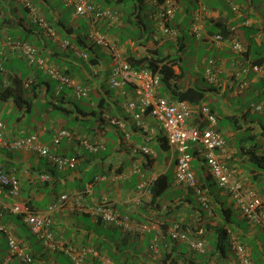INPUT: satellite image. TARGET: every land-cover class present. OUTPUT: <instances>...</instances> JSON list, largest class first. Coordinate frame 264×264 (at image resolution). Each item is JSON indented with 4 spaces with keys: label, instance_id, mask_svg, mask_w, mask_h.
<instances>
[{
    "label": "crops",
    "instance_id": "1",
    "mask_svg": "<svg viewBox=\"0 0 264 264\" xmlns=\"http://www.w3.org/2000/svg\"><path fill=\"white\" fill-rule=\"evenodd\" d=\"M29 1L38 14L52 24L55 34H48L33 21L30 10L22 0H0V101L6 103H0V120L3 122V112L9 117L13 115L14 127L8 128L3 123L9 137L35 133L44 143H51L60 129L70 130L71 137H63L51 149L53 154L73 160L74 165L60 169L50 158L40 156L32 150L18 151L0 147V165L4 170L15 173L20 180L16 193L10 194L8 188L4 189L0 218L22 247L21 252H13L9 246L8 234L0 231V264H75L72 255L64 249L69 246L76 252L83 248L100 247L98 256L90 251L83 253L81 264H105L102 258L109 259V256L104 252V247L108 246L111 252L118 255L120 251L117 250V245L122 247V233L126 230L133 236L128 243L130 258L140 251L141 262L159 264L160 252L149 251L144 254V251L155 238H158L160 250L167 245L171 225L164 229L165 221L172 224L174 217L183 220L184 216H195L202 220L198 225L204 227V231L206 223H222L214 211L210 213L201 210V206L195 201H184L181 207L171 211L148 206L151 194L141 188L140 184L144 181L153 182L161 173L172 172L171 191L180 195L179 199L187 196L186 186L175 182V160L161 124L149 113L136 119L124 110L126 101L135 96V91L129 83L111 85L109 77L112 58L108 51L97 45L87 49L82 44H75L78 36H86L89 44L92 41L88 35L86 18L76 13L73 5H67L64 0H60L63 8L55 0ZM93 1L114 13L113 17L101 18L99 26L118 41L126 56L162 57L169 54L179 58V64L175 67L181 73L177 85L179 88L187 85L198 87L191 82H184L185 72L181 66L183 56L174 55L172 51L173 45L186 50L183 25L187 23L193 35L192 20L199 4L204 5L207 11V32H222V25H226L227 36L223 42H211L193 35L202 43L201 46L208 45L214 49L215 53L211 58L219 66V82L212 84L205 76L206 61L203 73V79L208 84L203 87L207 95L206 103L218 116L217 126L221 135L227 136L231 141L230 145L229 140L223 136L227 144L228 161L237 174L247 185L253 186L254 179L264 178L263 172H253L254 167L246 165L244 157L235 154L236 140L240 135L252 132L259 134L264 124V111L253 107V104L264 103V79L253 70L249 74L241 73L242 66L264 63V0H178L175 15L169 22L176 31L175 36L162 31V21L157 17L159 5L156 0ZM134 2L138 5L131 9ZM143 3L147 4L146 18L153 19L156 24L152 37L129 31L130 27L136 26L141 31L146 30L147 23L141 18ZM9 36L29 40L38 48L39 56L45 57L48 62L64 71L69 69L73 83H62L51 77L38 63L28 65L21 51L11 47ZM67 40L72 42L69 51L65 49ZM234 41H239L244 46L242 53L232 48ZM166 44H170L169 51L162 54L161 48ZM91 58L96 63H92ZM241 81H246V87L239 86ZM77 87L87 91V94H77ZM211 94L215 95L214 103L207 101ZM232 97H244L245 101H249V107L242 108L241 105L232 103ZM39 105L45 107L41 111L37 110ZM9 106L11 110H8ZM35 110V116L38 115L36 120L33 115ZM222 113L228 119V124L223 129L219 127ZM101 115L104 119H101ZM111 115L116 116L117 123L113 121L114 117L109 120ZM231 116L234 118L231 119ZM235 125L241 127L237 132ZM249 126L251 130L242 129ZM260 140L263 142L264 137L260 136ZM89 143H101L103 147L95 152L89 148ZM142 145L149 148V153L133 152L134 146ZM94 167L97 169L94 178L85 179L89 170ZM204 173H208V169ZM44 174H49L50 179L43 178ZM200 175L204 176L202 173ZM63 192L70 193L76 200L80 196L86 204H91L93 200L108 202L122 216L130 215L133 223L124 228L125 225L107 224L87 212L57 206L51 215L52 227L64 246L57 251L48 250L43 241L8 206L29 203L34 209L43 211L50 204L57 203ZM261 194L264 196V192ZM178 201H171L170 205L176 207ZM233 206L242 216L235 202ZM136 223L140 224V230L136 229ZM235 226L245 233L244 241L252 256L257 254L253 256L255 264H264L263 228L251 223L246 230L243 224ZM196 228L198 227L194 229ZM189 236L194 238L197 234L190 230ZM183 245L187 246L186 241L180 240L175 244H168V248L172 250L173 256L181 252L191 256V250L187 246L184 251ZM22 253L30 254L32 262H26ZM212 263H218L216 256ZM228 264H234L233 255Z\"/></svg>",
    "mask_w": 264,
    "mask_h": 264
},
{
    "label": "built area",
    "instance_id": "2",
    "mask_svg": "<svg viewBox=\"0 0 264 264\" xmlns=\"http://www.w3.org/2000/svg\"><path fill=\"white\" fill-rule=\"evenodd\" d=\"M27 1V0H26ZM67 5H73L76 13L83 15L89 23V36L93 43L107 50L112 58L110 83L113 86H119L122 83H129L133 86L136 99L128 100L127 109L133 112L136 119L143 115V110L151 114L160 124L164 134L172 149V158L176 156L175 162V182L176 184H186L195 189L200 195V199L206 201L203 189L198 185L197 176L193 168L192 161L194 155L188 150L193 146V150L203 158L213 179L219 187L229 192L232 199L241 213L250 220L251 223L262 226L264 230V204L262 197L258 192L237 174L234 167L228 165L226 140L221 135L217 126L218 117L216 112L207 104L194 106L187 100H173L167 95L160 92V74L158 71L150 67H134L126 55L120 48L119 43L104 34L98 28V22L103 17H113L114 13L110 9H102L98 7L92 0H64ZM159 2V0H156ZM178 0H165L158 3L159 9L157 17L162 21L161 29L164 33L171 36L176 35V31L169 25L170 20L174 17L177 10ZM30 7L32 18L40 27L48 34L54 35L53 27L43 17L38 15L35 7ZM207 11L205 6L195 10L191 31L197 38H206L210 41L223 42L224 37L221 34H210L205 27V18ZM8 41L13 49H19L28 65L38 63L40 68L51 77L61 81L62 83L72 84L73 81L68 74H65L56 64L48 62V60L38 55V49L28 41H21L8 37ZM232 48L242 53L244 46L239 41L232 43ZM253 70L256 74L264 79V63L250 64V66H242L241 73L249 74ZM206 78L211 83L219 82V66L215 59L211 58L205 71ZM246 81H241L239 86L246 87ZM77 94H87L80 87L76 89ZM255 110L264 111V103L253 104ZM198 119L199 123L205 122L204 127L192 124V120ZM117 123V120H113ZM65 136H71L67 129H60L52 138L51 143L42 142L35 133L26 136L9 137L4 130L3 122L0 120V147L9 150L26 151L32 150L40 156L49 157L60 169L67 165H74V161L63 156L52 153V145L56 146ZM92 151L97 152L103 144H88ZM135 153H149L147 146H134ZM43 178L50 179L49 174H44ZM20 180L15 173H6L0 167V205H3L2 195L5 188H8L10 194L18 191ZM151 182H142L141 188L150 193ZM76 200L72 198L68 192H63L57 203H52L46 210H37L30 207L26 203H16L10 207V210L20 215L23 221L29 226L31 231L39 237L46 248L55 251L62 249L63 244L58 239L56 232L52 229L51 215L57 206L71 207L79 212H89L93 217H100L106 223L117 225H131L128 217H120L112 206L106 202H95L94 205L82 202L80 196ZM136 229L140 230V225H136ZM0 231L8 234L9 246L13 252H21L22 247L14 235H12L6 224L0 218ZM170 236L172 239L185 240L188 242L190 249L203 252L206 249V243L203 240H192L187 238L180 231L179 224H173L170 228ZM158 238L150 244V249L157 251ZM231 247L235 264H254L251 254L247 247L242 244L235 235L231 237ZM75 261V264H81L83 253L90 251L98 256L99 251L94 247L88 249L83 248L80 252H76L73 247H65ZM26 262L31 263L33 258L30 254H24ZM102 255L100 256V258ZM105 264H113L110 259L102 258Z\"/></svg>",
    "mask_w": 264,
    "mask_h": 264
},
{
    "label": "trees",
    "instance_id": "3",
    "mask_svg": "<svg viewBox=\"0 0 264 264\" xmlns=\"http://www.w3.org/2000/svg\"><path fill=\"white\" fill-rule=\"evenodd\" d=\"M164 1L165 0H159L158 3L160 4V3H163ZM94 3L98 7L102 8L96 2H94ZM136 5H138V3L134 2V5L131 6L132 7L131 9H134L136 7ZM199 7H200V4L198 5V8ZM198 8H196V9H198ZM102 9H105V8H102ZM86 22L88 25L87 29H88V35H89L88 20ZM169 25H170V23H169ZM222 26L224 27V31H222V32H217V33H215V32L211 33L209 31L208 32L210 34H221L224 37V41H225L226 36H227V31H225L226 25L223 24ZM205 27H206V18H205ZM98 28L104 34L108 35L107 32L101 30V28L99 26V22H98ZM25 39H27V38H25ZM203 39L207 40L206 38H203ZM27 41H29V40H27ZM67 41L68 42H67L65 49L67 51H69L71 48L72 42H71V40H67ZM207 41H210V40L208 39ZM211 42H215V41H211ZM75 44L78 46L80 44H82L83 47L84 48L86 47L87 49L93 47V45H96L95 43H93V41L91 44H89V41H87L86 36H78V40L75 41ZM126 57L129 60V62L136 68L150 67V68L158 71L160 74V85H161L160 87L161 88L163 87L164 94H167L171 99H173V100H187L188 102H190L194 106L207 104L206 103L207 95L205 94V91H206L205 88L199 87V86L195 87L192 85H187L184 88H179L177 86L179 79L181 77V73L177 72L176 68H175L179 64V58L178 57H172L169 54H166L165 56H162V57H153V56H148V55H144V56H140V57H134V56H126ZM90 61L92 63H96V62H94L95 61L94 58H91ZM207 65H208V62H207ZM59 68H61V67H59ZM61 70L65 74L69 75V72H68L69 69H66L64 71L63 68H61ZM205 71H206V69H205ZM110 74H111V72H110ZM109 81H110V77H109ZM212 84H215V83H212ZM34 88H35V86H34ZM136 97H137V94L135 93V96L132 99H136ZM129 100H131V99H129ZM126 103H127V101H126ZM126 103L124 105V110H126V112L133 115V112L129 111L127 109ZM93 113H94V111H93ZM145 113H147V112L145 110H143V114H145ZM113 117L115 118L114 120H116V116H114V115L113 116L111 115L109 117V120H112ZM102 118H103V115H101V119ZM233 118L234 117L231 116V119H233ZM191 123L194 125H199L200 127H204L206 125L205 122L199 123L198 119L192 120ZM64 129H66V128H64ZM240 129H241V127L235 125L236 132ZM242 129H244V131H247V130H251V127L249 126V127L242 128ZM68 131H70V130H68ZM70 133H71V131H70ZM71 135H72V133H71ZM260 136L264 137V124H262L261 131L259 134L253 133V132L249 133V134L247 133L246 135L241 134L240 137L236 140V142L237 141L238 142L236 144L235 154L237 156L244 157V159L246 161L250 162L254 167L253 172L259 170L260 172L264 173V141L261 142ZM67 137H71V136H67ZM164 137H165L166 142L168 143V140H167L165 134H164ZM168 145H169V143H168ZM188 151L194 155V160L192 161L193 168H194V171H195L196 176H197L198 185H200L201 188L203 189L204 195L206 196L207 200L206 201L201 200L199 193H197L193 187L188 186L186 184H177V185H185L186 186L185 188H187V196L179 199L180 195L175 194V193H173V191H171V186L173 184L172 172H165V173H161L151 183L150 188H149L150 194H151V202L148 203L149 205L148 204L147 205L150 208H153V207L160 208L161 207V208L168 209V211H171L175 208L181 207L182 202H184V201H189L190 203H194V201H195V203H197V205L201 206V208H202L201 210H207L206 212H210V213H212L214 211L221 218L222 223H217V224L206 223V225H205L206 230L204 231V230H202L204 227L198 225V223L201 222L202 220L196 219L195 216H191V215L184 216L183 220H178L176 217H174L172 219L173 223L169 224V221H165V223L163 224V228L166 229L170 225L172 226L173 224H179L180 231L183 234H185L187 236V238L192 239V240H199V239L203 240L204 243H206V249L203 252L191 250L188 242H186L188 248L192 252L191 256H190V254H187L186 252H181L179 255L173 256L172 250L168 248V244L169 245L175 244L176 242H178L180 240L172 239L170 236V233H169V239L167 240L169 242L167 243V245L164 248H161V250H160V248L157 245L158 250L154 251V250L150 249V245H149L148 248L146 247L144 254H148L149 251L155 252V253L160 252V263L159 264H213L212 261H213L215 256H216V261L218 262L217 264H228L229 258L233 255L232 247H231V237L233 235H235V237H237L238 240L242 244L246 245V243L244 241L245 240V233H243L242 230L240 232V230L236 229L235 225L243 224V228H245V230H246V229H248V226L250 225L251 222H250V220H248V218H246L241 213V211L239 210V208L236 205L237 209L239 210V212L241 213L242 216H240V214H239V216L237 215L238 212L236 211L235 207L233 206V203L235 202V200L232 199L229 192H227L223 188L219 187L217 182L213 179L212 174L209 172V170H208V173H204V171L206 169H208V168H206L207 165L205 164L203 158H201V156L197 153V151L193 150V146H191ZM174 160L176 162V160H177L176 156L174 157ZM194 161H199L198 162L199 166H196L193 163ZM227 162H228V165L232 166L229 163L228 159H227ZM0 167L6 173H13V172H9L7 170H4L3 166H1V165H0ZM200 173L204 174V176L202 177L200 175ZM174 178H175V172H174ZM249 186H252L259 193V195L262 197L263 204H264V196L261 194V191L259 192V190L253 185H249ZM176 200H179L178 201L179 204L176 207H172L170 205V202L176 201ZM232 200L234 202H232ZM161 201H162V203H161ZM95 202H98V201L93 200V202L90 205H94ZM99 202H103V201H99ZM106 203H108V202H106ZM26 204H28L30 207L33 208V206L31 204H29V203H26ZM111 206H112V209L114 211H116L120 217H122V218L128 217V220L130 221V223H133L132 217H130V215H123L122 216L115 208H113V205H111ZM87 213H89V212H87ZM18 216H20V215H18ZM96 218L101 219L100 217H96ZM192 221H194V222H192ZM107 224H113V223H107ZM137 224L140 225L139 223H136V225ZM195 227H198V228L194 229ZM28 228H29V226H28ZM124 228H128V227H124ZM52 229H53V227H52ZM190 230L194 231L197 234V236L194 238H191L189 236ZM211 233L213 234V237H214L212 241H210L209 237H208ZM131 237H133V236L131 235L130 231H128V230H126L125 232L122 233V238L124 240L122 241L123 242L122 247L120 245H117V250L120 251L118 253V255L115 252H111L108 246L104 247V249H105L104 252H106V255L109 256V259L111 260V262L113 264H144L143 262L140 261V253H142V252L139 251V254L131 255L132 256L131 258L129 256L130 251L128 248V243H129V239ZM135 237H136V235L134 236V238ZM182 241H185V240H182ZM156 243L158 244V239H157ZM99 248L100 247H98V249ZM48 250H50V249H48ZM57 250H55V251H57ZM123 254H125V255H123ZM253 256H257V254H254ZM253 256H252V258H253ZM233 258H234V256H233ZM220 260H221V262H219ZM73 261H74V259H73Z\"/></svg>",
    "mask_w": 264,
    "mask_h": 264
},
{
    "label": "rangeland",
    "instance_id": "4",
    "mask_svg": "<svg viewBox=\"0 0 264 264\" xmlns=\"http://www.w3.org/2000/svg\"><path fill=\"white\" fill-rule=\"evenodd\" d=\"M58 4L60 3V0H55ZM99 1V0H98ZM101 1V0H100ZM131 1V0H130ZM61 4V7L63 8V5L62 3ZM146 8H147V4L146 3H143V10H142V15H141V18H142V21L147 23V28L145 31H141L140 30V27L139 26H136V27H133V28H129V31L130 30H133V32H135V34H138V35H141V33H144L146 36H153V32L156 28V24L155 22L153 21V19H149V18H146V15H145V11H146ZM189 25L187 23H185L183 25V29H184V36L186 38V50H180L178 46L176 45H173V54L174 55H182L183 56V61H182V67H183V70L185 72L184 74V79H185V83L187 84V82H191L195 85H198L200 87H206L208 86V84L204 81L203 79V73H204V68H205V65H206V61H208L209 59H211V57H213L214 55V49L210 48V46H201V42L198 41L189 31ZM143 30V29H142ZM169 46L170 44H166L164 45L162 48H161V53L164 54L165 52L169 51ZM161 92L164 94V91H163V87L160 88ZM214 94H211L209 97H208V100L209 102L211 103H214L215 102V98H214ZM232 103H235L236 105H241L242 108L244 107H249V101H245V98L244 97H232V100H231ZM0 103L2 104H6L5 102L3 101H0ZM38 107V105H37ZM45 106H40L39 105V108L37 110H40L41 111V108H43ZM11 107L9 106L8 107V110L10 109ZM11 110V109H10ZM37 110H35L33 112V115L35 116L36 113H37ZM38 116V115H37ZM37 116H35V120L37 118ZM222 116V121L219 125V127L221 129H223V126H225L226 124H228V119L226 118V116L224 115V113L221 114ZM3 123H5V126H8V128H10L11 126L14 127V121L15 119H12L13 115L9 117L8 114H4L3 112ZM15 118V117H14ZM21 125V124H20ZM70 126H73V124H70ZM218 127V126H216ZM6 130V128H4ZM7 131V130H6ZM227 140H229V138L225 135H223ZM238 142V141H237ZM236 142V144H237ZM229 143L231 145V141L229 140ZM199 161H194L193 163L196 165V166H199ZM247 164L246 165H251L253 166L250 162L246 161ZM90 172L87 173L86 175V178L85 179H91V178H94V175L96 174L97 172V169L96 167L94 168H91L89 170ZM82 183L84 184L85 183V180L82 181ZM254 186L257 187L259 189V191L261 192H264V178H258V179H254ZM237 215L239 216V213H237ZM236 215V216H237ZM209 240L212 241L213 240V234L211 233L209 236ZM183 250L186 251L187 250V246L186 245H183ZM255 257V256H254ZM70 262H68L69 264Z\"/></svg>",
    "mask_w": 264,
    "mask_h": 264
},
{
    "label": "clouds",
    "instance_id": "5",
    "mask_svg": "<svg viewBox=\"0 0 264 264\" xmlns=\"http://www.w3.org/2000/svg\"><path fill=\"white\" fill-rule=\"evenodd\" d=\"M23 2H24V4H25V6L30 10V13H31V9H30V7H28L27 6V4H26V2H29L30 4H31V6H33V7H35L33 4H32V2L31 1H29V0H22ZM105 9H109V8H105ZM37 11V10H36ZM38 13V12H37ZM38 15H40V14H38ZM31 16H32V13H31ZM41 16V15H40ZM41 17H43V16H41ZM44 18V17H43ZM33 19V18H32ZM45 19V18H44ZM46 20V19H45ZM33 21H34V19H33ZM48 21V20H47ZM35 23H37L36 21H34ZM49 22V21H48ZM50 23V22H49ZM37 25L38 26H40L38 23H37ZM50 25H51V23H50ZM52 26V25H51ZM53 27V26H52ZM53 30H54V34H55V29L53 28ZM9 37H12V36H9ZM110 37V36H109ZM15 39V38H14ZM114 39V38H113ZM17 40H21V39H17ZM21 41H27V40H21ZM28 42H30V41H28ZM30 43H32V42H30ZM33 44V43H32ZM34 45V44H33ZM35 46V45H34ZM98 46V45H97ZM36 47V46H35ZM37 48V47H36ZM38 49V48H37ZM104 49V48H103ZM107 51V50H106ZM161 88V87H160ZM162 93V92H161ZM163 94V93H162ZM163 95H167V94H163ZM168 96V95H167ZM2 121V120H1ZM174 159V158H173ZM152 183V182H151ZM259 194V193H258ZM251 224H253V223H251ZM255 225V224H254ZM256 226H258V225H256ZM262 227V226H261ZM263 228V227H262ZM2 232V231H1ZM246 246V245H245ZM247 247V246H246ZM247 249H248V247H247ZM249 250V249H248ZM249 252H250V254H251V251L249 250ZM251 258H252V254H251ZM252 261H253V263L255 264V262H254V260H253V258H252ZM235 264V263H234Z\"/></svg>",
    "mask_w": 264,
    "mask_h": 264
}]
</instances>
